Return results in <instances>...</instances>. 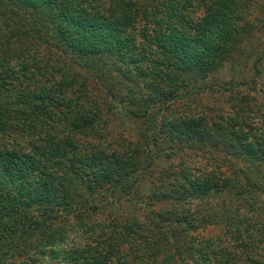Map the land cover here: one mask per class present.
<instances>
[{"label":"trees","instance_id":"1","mask_svg":"<svg viewBox=\"0 0 264 264\" xmlns=\"http://www.w3.org/2000/svg\"><path fill=\"white\" fill-rule=\"evenodd\" d=\"M260 36L264 0H0V233L111 209L62 264H264ZM208 94L228 107L175 116ZM114 122L137 141L107 144Z\"/></svg>","mask_w":264,"mask_h":264},{"label":"rangeland","instance_id":"2","mask_svg":"<svg viewBox=\"0 0 264 264\" xmlns=\"http://www.w3.org/2000/svg\"><path fill=\"white\" fill-rule=\"evenodd\" d=\"M263 39L264 36H260L252 42L249 45L250 50L252 52L256 51L261 43H263ZM34 55L40 59L39 66L41 67L44 53L39 51ZM248 67L249 64L246 65V67H243L241 73L247 74ZM231 68L232 67L230 66L226 67L221 74L211 79L230 80L233 74ZM257 81L260 84V89L252 95V99L254 100L253 103L257 107V110H253L247 114L246 119L254 126H264V74ZM225 101L226 100L222 97H216L211 94L205 96L202 95L201 97L196 96L194 100L187 99L183 102L177 103L173 107V111L177 113L175 116L181 115L183 117L197 118L204 115V113H213L219 111L221 108H227L228 106L224 104ZM133 128L134 126L132 125L126 124L125 126H121L118 122H114L109 128L110 137L107 136L106 138H103V140L107 144L111 143L113 148L118 146L117 143L121 139L137 141ZM130 151L132 152L133 150L130 149ZM189 162L191 163L192 161L189 160ZM88 163L93 167L96 165L91 161ZM194 164L195 163H192V167H198V165L194 166ZM47 165L50 168L53 167L52 164L48 163ZM98 167L99 171L96 172L95 180L90 178V181L93 183V188L97 186L106 188L111 185V182L108 178L105 181H102V176L105 175L103 174V171L108 172V169H111L113 166L104 162L103 165ZM24 169H26L28 173L36 174V172H30L27 167H24ZM70 184H72V186H70V188L68 185L69 189L75 187L79 194L83 193L82 195H88L91 193V190H85L83 187L81 188L80 183L77 181ZM108 203H110L109 200L101 203V207L106 206L107 208ZM110 210L111 209H106L94 213L90 215L89 218L86 215L63 218L59 223L56 222L53 225L45 227L41 231H30L28 234H23L19 227H16L14 231L1 232L0 264H62L58 256L62 251L71 250L73 239L81 237V239L83 238L84 240L98 242L102 229H106L111 222H113L118 216H121L118 212ZM219 233V229L212 227L204 231L201 237L203 239H208L218 236ZM95 245L96 244H92L91 246L96 249L98 245L96 247ZM63 264H65L64 261Z\"/></svg>","mask_w":264,"mask_h":264}]
</instances>
